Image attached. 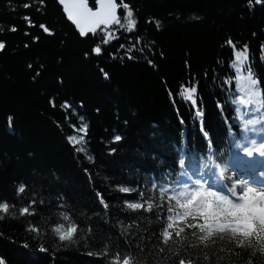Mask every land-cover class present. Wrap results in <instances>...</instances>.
I'll list each match as a JSON object with an SVG mask.
<instances>
[{"label": "trees", "instance_id": "obj_1", "mask_svg": "<svg viewBox=\"0 0 264 264\" xmlns=\"http://www.w3.org/2000/svg\"><path fill=\"white\" fill-rule=\"evenodd\" d=\"M89 2L95 6L94 0ZM124 2L133 7L137 29L133 33L121 29L119 39L103 45L104 53L97 56L92 49L98 37H82L57 0H44L43 4L40 0H0V41L5 43L0 51V199L15 203L10 211L19 217L4 214L0 220V256L8 264H110L113 254L120 251L121 258L131 253L139 264H177L173 252H180L192 256L197 264H245L247 253L235 256L243 250L227 238L217 239L209 248L187 247L195 240L190 235L193 229H186L180 237L174 233L164 245L160 233L167 224V200L152 213L133 211L123 201L138 199V193H121L115 185H139L147 197L150 177L155 174L159 181L160 170L174 166L177 145L186 140L193 152L205 148L207 142L193 107L176 96L180 85L189 82H199L204 129L227 160L234 151L231 133L238 130L239 121L233 118L231 96L223 84L226 76L234 75L230 68L233 50L226 41L231 38L237 48L248 44L252 69L264 86V5L255 0L251 5L249 0ZM25 4L31 7L25 8ZM120 14L123 19V8ZM155 20L161 22L159 29ZM41 24L52 34L45 33ZM12 26L17 30L11 31ZM137 36L140 43H136ZM129 41L136 43L133 55L137 58L133 60L124 56L123 49L118 51L120 44L130 47ZM141 47L144 53L138 51ZM111 53H116L115 59ZM148 59L156 66L149 65ZM100 69L109 73V79ZM169 89L176 96L175 104ZM65 100L73 108L62 109ZM217 101L225 106L223 115ZM9 116L13 117L11 129ZM80 116L89 124L85 147L95 163L77 153L67 140L82 134L71 127L80 126ZM117 133L126 140L113 143ZM110 148L117 153L110 155ZM153 154L164 158L166 165L153 160ZM20 183L27 188L17 196ZM97 192L109 202L107 210ZM32 199L37 200L32 206L36 215L19 216V208ZM62 212L81 229L90 224L92 233L79 239L83 233L78 232V242L65 246L51 231L56 223L64 222ZM29 223L41 228L39 237L26 230ZM40 244L49 251H38ZM160 247L165 248L163 253ZM254 264H264V255L257 252Z\"/></svg>", "mask_w": 264, "mask_h": 264}, {"label": "snow or ice", "instance_id": "obj_2", "mask_svg": "<svg viewBox=\"0 0 264 264\" xmlns=\"http://www.w3.org/2000/svg\"><path fill=\"white\" fill-rule=\"evenodd\" d=\"M40 3L43 4L44 0H40ZM59 3L63 6L68 20L75 25L82 37H88L89 34L98 37L99 42L92 49V52L97 56L104 53L103 45L109 44L114 39H119L117 33L121 29L127 33H133L137 29L138 19L133 7L124 0H121L120 3L118 0H94V7L90 5L89 0H59ZM252 3L253 0H249V4ZM255 4L264 5V0H255ZM24 7H31V5L25 4ZM121 8L124 9L123 19L120 14ZM24 19L30 26H34L30 17L26 16ZM151 22L149 21V23ZM160 23L159 20H155L157 29H159ZM40 27L45 33L52 34L46 25L41 24ZM10 30L16 31L17 29L12 26ZM140 42L141 37L137 36L136 43ZM129 43L130 47L120 44L118 51L123 49L124 56L133 60L137 58L133 55V52L137 50L136 43H131V41ZM226 43L233 50L234 58L230 62V68L234 70V75L226 76L223 84L228 86L226 91L231 96L228 102L232 106L233 113L236 114L233 118L239 121L238 130L234 129L231 133V146L235 150L232 159L239 163L230 168L229 164L223 161L222 149L213 144L211 137L204 129L205 112L201 107L203 100L198 95L199 82H189L180 85L176 96L189 102L193 107L195 117L198 118L200 125V132L207 142L205 148L193 152L187 146L186 140L181 145H177L174 166L163 167L159 172V181L155 174L150 177L151 188L147 197L139 185L131 187L116 184L115 188L124 194L138 193V199L123 201L126 208L133 211L143 210L152 213L154 207L163 208L165 199L167 200V224L160 233L164 245L169 244L174 233L180 237L186 229H193L194 231L190 235L195 237V240L190 241L187 247L196 249L203 245L204 248H209L216 244L217 239L227 238L236 248L243 250L235 252V256L242 257L246 252L245 264H254L257 252L264 255V162L260 167H255V158L259 157L264 161V86L252 69L248 44L237 48L231 38ZM4 49L5 43L0 41V51ZM262 49H264V45H262ZM149 50L151 51V48ZM138 51L144 53L145 50L141 47ZM111 55L113 59L116 58V53H111ZM160 55L163 56V53L161 52ZM124 56L120 58L123 59ZM147 62L153 67L156 66L152 59H148ZM100 71L105 79H109L108 72L104 69H100ZM169 95L175 104L176 96H173L171 89H169ZM50 103L53 107L56 106L55 99H52ZM216 106L223 115L224 104L217 101ZM79 107H83V101L80 102ZM61 108H73V105L65 100ZM98 111L99 109H97ZM79 119L80 126L72 124L71 127L75 133L82 134L70 135L67 140L77 153L85 154L89 162L95 163L94 156L88 155L85 147L88 143L86 137L89 132V124L84 122L83 116H80ZM225 119L227 120V117ZM12 122L13 117L9 116L8 126L10 129ZM180 123L184 124L182 117ZM124 140L126 137L119 133L112 137L113 143H120ZM77 145L80 146L77 147ZM116 153V148L109 149L110 155ZM151 158L158 160L159 165H166V160L158 159L156 154H153ZM84 171L88 172L87 169ZM90 177L91 174H89ZM26 188L27 185L20 183L16 189L17 196L24 194ZM96 195L103 208L107 210L109 202L104 198V195L99 192ZM39 203L43 204L44 201L40 200ZM36 204L37 200L32 199L27 206L20 207L19 216H35L36 209L32 206ZM60 206L63 207V203ZM14 208H16L15 203L0 199V220L5 218L4 214L12 218H19L16 212L10 211ZM60 215L66 223H56L51 227V231L60 242H65V246L78 242V232L83 233L79 239H85L92 233L93 229L90 224L84 230L69 214L62 212ZM26 230L35 233L37 237L42 233L41 228L32 223L28 224ZM47 233L48 230L45 229L43 234L47 235ZM183 239L188 240V236L184 235ZM24 247L28 248L29 245L25 243ZM38 251L48 252L49 248L40 244ZM107 251L106 247L105 252ZM164 251L165 248H159L160 253ZM97 254L103 255L104 253ZM89 255H93V253L89 252ZM173 256L176 257L177 264H197V260L192 256L185 257L180 252H173ZM204 259H209L207 252L204 253ZM0 264H8L3 256H0ZM110 264H139V262L131 253L123 255L121 258L120 251H116Z\"/></svg>", "mask_w": 264, "mask_h": 264}, {"label": "water", "instance_id": "obj_3", "mask_svg": "<svg viewBox=\"0 0 264 264\" xmlns=\"http://www.w3.org/2000/svg\"><path fill=\"white\" fill-rule=\"evenodd\" d=\"M58 1V4L60 5V7L62 8V11H63V6L59 3V0H57ZM90 3V2H89ZM122 9V8H121ZM63 13H64V15H65V17H66V19L68 20V18H67V15H66V13L63 11ZM74 27H75V25L70 21V20H68ZM76 28V27H75ZM77 30V29H76ZM78 31V30H77Z\"/></svg>", "mask_w": 264, "mask_h": 264}, {"label": "bare ground", "instance_id": "obj_4", "mask_svg": "<svg viewBox=\"0 0 264 264\" xmlns=\"http://www.w3.org/2000/svg\"><path fill=\"white\" fill-rule=\"evenodd\" d=\"M228 126L226 125V128H227Z\"/></svg>", "mask_w": 264, "mask_h": 264}, {"label": "rangeland", "instance_id": "obj_5", "mask_svg": "<svg viewBox=\"0 0 264 264\" xmlns=\"http://www.w3.org/2000/svg\"><path fill=\"white\" fill-rule=\"evenodd\" d=\"M242 155V154H241Z\"/></svg>", "mask_w": 264, "mask_h": 264}]
</instances>
